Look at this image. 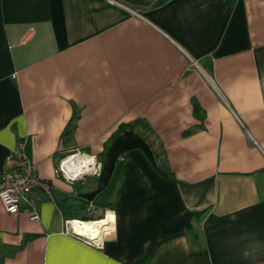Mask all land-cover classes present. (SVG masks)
Here are the masks:
<instances>
[{"label":"crops","instance_id":"crops-1","mask_svg":"<svg viewBox=\"0 0 264 264\" xmlns=\"http://www.w3.org/2000/svg\"><path fill=\"white\" fill-rule=\"evenodd\" d=\"M19 144L52 194L0 196V264H264V0H0V173Z\"/></svg>","mask_w":264,"mask_h":264},{"label":"built area","instance_id":"built-area-1","mask_svg":"<svg viewBox=\"0 0 264 264\" xmlns=\"http://www.w3.org/2000/svg\"><path fill=\"white\" fill-rule=\"evenodd\" d=\"M75 155H87L82 151H72L64 155L60 160L57 173L65 176L70 181H76L86 176L87 173L97 175L100 174V162L96 160V156H91L93 163L88 166L89 171H83L75 175L71 169L66 168V161ZM124 157H122V160ZM37 164L27 155L22 144L11 150L5 157L4 168L0 173V196L4 206L10 213H17L22 206L27 204L29 206L35 205L34 192L37 188H42L47 194H52V183L36 174ZM36 217L37 214L35 213ZM72 220V219H71ZM70 220V224H71ZM67 231H71L67 228ZM103 237L92 238V240L85 239L88 243L94 245H101Z\"/></svg>","mask_w":264,"mask_h":264},{"label":"bare ground","instance_id":"bare-ground-1","mask_svg":"<svg viewBox=\"0 0 264 264\" xmlns=\"http://www.w3.org/2000/svg\"><path fill=\"white\" fill-rule=\"evenodd\" d=\"M93 161L91 156L75 155L66 161V168L71 169L75 175L81 172L89 171ZM112 215L105 218H99L95 220H83L74 218L71 220L72 228L79 234L85 235L90 238H97L103 236L104 227L111 221Z\"/></svg>","mask_w":264,"mask_h":264},{"label":"rangeland","instance_id":"rangeland-1","mask_svg":"<svg viewBox=\"0 0 264 264\" xmlns=\"http://www.w3.org/2000/svg\"><path fill=\"white\" fill-rule=\"evenodd\" d=\"M78 150H80V149H76L75 151H78ZM80 151H82V153H86L87 155L89 154V155H91V156H96V160H97V162L99 163V161H98V158H97V155L96 154H91V153H87V152H85V150H80ZM89 175H93V174H89ZM85 178V176H83L81 179H78V180H76V182L77 181H81V180H83ZM73 182H75V181H73ZM91 203H93V202H90V204L88 205V209H89V213L91 214V212L94 214V212H93V205L91 204ZM85 205V204H84ZM107 213V212H106ZM106 214H104V215H100V216H87V217H79V219H84V220H91V219H98V218H103L104 216H105ZM72 219H74V218H72ZM67 228H70V232H72V233H74L75 234V230L72 228V225L69 223L68 224V227ZM77 233V232H76ZM75 235H77V234H75ZM107 236V234H105L104 236H102L103 238H105ZM79 237V236H78ZM83 240H85V239H83ZM86 241V240H85ZM87 242V241H86ZM93 244V243H92ZM94 245V244H93ZM94 246H96V245H94ZM98 246V245H97ZM100 246H102V245H100ZM99 247V246H98Z\"/></svg>","mask_w":264,"mask_h":264},{"label":"water","instance_id":"water-1","mask_svg":"<svg viewBox=\"0 0 264 264\" xmlns=\"http://www.w3.org/2000/svg\"><path fill=\"white\" fill-rule=\"evenodd\" d=\"M75 234H77V236H79V237L82 238V239L92 240V238L87 237V236H85V235H82V234H79V233H76V232H75Z\"/></svg>","mask_w":264,"mask_h":264},{"label":"trees","instance_id":"trees-1","mask_svg":"<svg viewBox=\"0 0 264 264\" xmlns=\"http://www.w3.org/2000/svg\"><path fill=\"white\" fill-rule=\"evenodd\" d=\"M84 220V219H83Z\"/></svg>","mask_w":264,"mask_h":264}]
</instances>
